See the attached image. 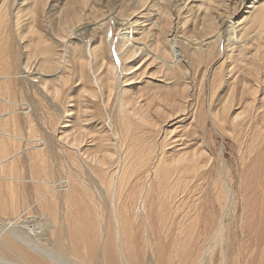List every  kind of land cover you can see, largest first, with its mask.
Here are the masks:
<instances>
[{"label": "bare ground", "instance_id": "1", "mask_svg": "<svg viewBox=\"0 0 264 264\" xmlns=\"http://www.w3.org/2000/svg\"><path fill=\"white\" fill-rule=\"evenodd\" d=\"M0 264H264V0H0Z\"/></svg>", "mask_w": 264, "mask_h": 264}, {"label": "rangeland", "instance_id": "2", "mask_svg": "<svg viewBox=\"0 0 264 264\" xmlns=\"http://www.w3.org/2000/svg\"><path fill=\"white\" fill-rule=\"evenodd\" d=\"M185 8H183L182 10H184ZM236 20L238 19V17L237 18H235ZM116 32H119V31H114V41H115V39L117 40V38H118V33H116Z\"/></svg>", "mask_w": 264, "mask_h": 264}]
</instances>
